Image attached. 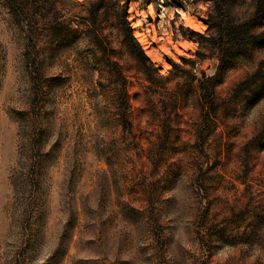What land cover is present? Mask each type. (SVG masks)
<instances>
[{
  "label": "rangeland",
  "instance_id": "obj_1",
  "mask_svg": "<svg viewBox=\"0 0 264 264\" xmlns=\"http://www.w3.org/2000/svg\"><path fill=\"white\" fill-rule=\"evenodd\" d=\"M81 1L0 0V264H264V48L130 0L151 65Z\"/></svg>",
  "mask_w": 264,
  "mask_h": 264
},
{
  "label": "trees",
  "instance_id": "obj_2",
  "mask_svg": "<svg viewBox=\"0 0 264 264\" xmlns=\"http://www.w3.org/2000/svg\"><path fill=\"white\" fill-rule=\"evenodd\" d=\"M238 1L205 0L209 9L206 18L202 21L207 26V36L193 32L195 36L207 41L217 51L221 64L224 63L225 57H242V53L250 47L264 48V7L259 6L251 16L242 15L238 10ZM39 2L40 0H32L33 5ZM129 2L130 0H82L78 3L83 8L82 12L92 18L95 27H98L97 18L100 14L113 12L118 28L124 33L126 44L153 65L134 36V30L128 20ZM259 16H261L260 23H258ZM31 18L40 20L35 11L31 14ZM258 27L262 28L261 32H257ZM183 61L188 62L187 59Z\"/></svg>",
  "mask_w": 264,
  "mask_h": 264
},
{
  "label": "bare ground",
  "instance_id": "obj_3",
  "mask_svg": "<svg viewBox=\"0 0 264 264\" xmlns=\"http://www.w3.org/2000/svg\"><path fill=\"white\" fill-rule=\"evenodd\" d=\"M135 34H137V33H135ZM141 41H142V40H141ZM141 43H142L141 45H143V48H144L146 51H148L149 49H147V43H146V41H145V43H144V41L141 42ZM146 51H145V52H146ZM147 54L150 55V51H148Z\"/></svg>",
  "mask_w": 264,
  "mask_h": 264
}]
</instances>
